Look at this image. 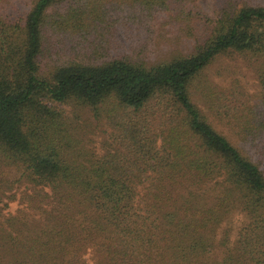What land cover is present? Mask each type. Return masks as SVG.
Masks as SVG:
<instances>
[{"label":"trees","instance_id":"1","mask_svg":"<svg viewBox=\"0 0 264 264\" xmlns=\"http://www.w3.org/2000/svg\"><path fill=\"white\" fill-rule=\"evenodd\" d=\"M0 264H264V0H0Z\"/></svg>","mask_w":264,"mask_h":264},{"label":"rangeland","instance_id":"2","mask_svg":"<svg viewBox=\"0 0 264 264\" xmlns=\"http://www.w3.org/2000/svg\"><path fill=\"white\" fill-rule=\"evenodd\" d=\"M199 3L203 6L205 11H209L211 7V0H199ZM130 29L133 32L134 27L130 26ZM159 30L162 31V36H160V32L155 31L153 34L151 33V38L148 42V46H152V42H157V45H154L157 51L155 55L163 53V49L165 54L168 50L175 47L169 40V37L170 35L173 37L178 31L176 26H170L167 24H164L162 27L159 25ZM187 43L188 41H182L180 46L183 48H179H186ZM210 79L217 84L219 88H224L225 86H228L231 81H235L239 86V90L246 95L249 93L251 94L255 89L253 75L241 61L232 62L222 60L214 63L210 70ZM17 206L18 202L16 200L10 201L8 202L7 207L1 210V213L12 211ZM238 217L239 216L237 215L234 216L231 221L236 222Z\"/></svg>","mask_w":264,"mask_h":264}]
</instances>
